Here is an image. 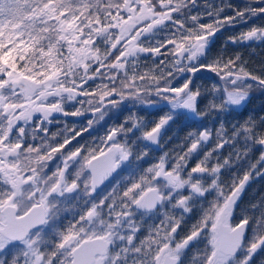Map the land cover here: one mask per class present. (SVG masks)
Wrapping results in <instances>:
<instances>
[{"label":"snow or ice","instance_id":"1","mask_svg":"<svg viewBox=\"0 0 264 264\" xmlns=\"http://www.w3.org/2000/svg\"><path fill=\"white\" fill-rule=\"evenodd\" d=\"M197 7L198 0H0V264H251L264 250V213L250 235L252 218L234 222L233 216L252 173L234 177L226 192L221 172L231 166L230 158L209 166L213 153L240 135L245 147L237 150V160L247 156L250 144L264 148V134H257L252 120L230 139L221 125L215 147L190 169L188 161L212 132L189 133V146L171 162L165 154L102 195L98 189L113 173L128 169L133 151L126 138L143 122L111 128L102 146L67 150L110 108L125 100L151 104L145 98L155 96L169 111L139 137L146 142L135 157L140 161L170 122L199 123L210 111L242 105L253 83L264 89V78L247 72L239 55L208 60L217 32L264 16V7L206 2L204 12L194 13ZM226 8L234 14L222 16ZM205 17L209 22H201ZM229 41L264 42V27ZM149 56L151 67L141 61ZM202 71L224 81L213 84L203 109L199 88H190ZM178 79L183 83L174 86ZM85 112L94 117L87 127L49 134L54 114ZM257 163H264V152ZM249 167L255 170L256 164ZM209 196L208 208L177 240L183 217ZM69 205L72 218L62 221ZM167 209L179 211L180 218ZM201 244L187 256L192 245Z\"/></svg>","mask_w":264,"mask_h":264},{"label":"trees","instance_id":"2","mask_svg":"<svg viewBox=\"0 0 264 264\" xmlns=\"http://www.w3.org/2000/svg\"><path fill=\"white\" fill-rule=\"evenodd\" d=\"M211 3L214 6H223L226 4H231L235 8L244 7L247 4H252L254 7H264V3H261L260 0H198V7L193 9V12H204V4ZM234 12L230 8H226L223 15H233ZM201 22L207 23L209 19L205 17ZM257 22L256 26L264 27V16L253 17L252 19L246 20V22H237L234 25H226L222 28L216 35L212 38V42L208 50V60H212L217 56H223L224 58L234 57L236 55L240 56L239 63L246 67V71L252 73L255 76L264 78V46L260 48L253 47L254 43H232L229 41V37L237 36L236 32L241 27H246V23ZM250 28H247V31ZM260 46V45H259ZM141 61L146 63L149 67L153 64L152 57H141ZM159 63V59L155 61ZM193 82L190 85V88L196 90L199 88L201 96L198 98V107L203 109L208 101L212 99L210 95L213 84L218 86H223L224 81L219 80V78L211 72L202 71L197 73L193 78ZM252 83L251 81H248ZM183 83L182 79L173 81L174 86H179ZM145 99L154 103V109H157L159 106L162 112L158 109V114L156 117H163L165 113L169 110L165 103L155 96L146 97ZM151 103V104H152ZM124 105V106H123ZM144 103H141L138 100H125L123 103L118 105L115 108H110L108 110V123H107V133L113 127H119V118L121 114L123 118L127 120V123L131 125V121L134 120L133 113L134 110L138 108H143ZM79 107V105H75ZM66 108L74 109L72 105H67ZM129 110V111H128ZM120 114L119 117L116 115ZM252 120L257 126V134H264V123H261L264 120V89L259 88L253 83L252 88L249 90V96L247 101L243 106H231L225 112L210 111L202 121L199 123H190L183 120H177L170 122L168 128L166 129L165 135L162 140L160 147H153L147 149L148 155L144 156L142 160L137 161L136 156L140 155L144 150H137L133 145H131L133 151V159L128 167V169L121 171L119 170L116 176L112 179V182L108 185L107 191L110 190V187L115 185L117 181H122L127 178L133 170L137 173L143 171L152 164H155L159 161L161 156L167 154L169 162H171L174 156L177 153H181L190 144L188 139L189 133L195 132L199 133L203 128H208L212 132V138L205 145L201 146L199 150V155H194L188 161V169L194 167L195 164L203 158L204 154L210 149L215 147V144L218 142L217 132L223 125L224 135L226 139H230L233 136L234 129L238 130L244 125L247 121ZM99 124V121H97ZM54 123L53 121L47 125L49 134L55 133L53 131ZM76 126L71 125L67 127H62L63 129L57 130L58 133L63 132L65 128L72 129ZM76 130V129H75ZM78 131V130H76ZM69 135L70 133H65ZM62 137V136H61ZM96 139L100 140V133L96 135ZM95 145V144H94ZM93 143L92 146L94 147ZM130 145V144H129ZM139 149L140 146H138ZM245 147L243 135H240L236 138L233 143L225 144L223 149H220L218 152L213 153V159L209 161V166L216 163L217 159L220 162H223L225 158H230L231 166L223 169L221 172V182L226 186L230 185L233 178L236 179L242 178L245 172L250 171L252 174L249 181L244 187V190L237 201L235 207L234 220L235 222L242 218L243 215H248L252 218L250 220L249 234H251L252 227L254 226L255 219L259 218L261 213H264V163H257L260 158L261 152L264 151V148L258 144H250L249 147L251 150L248 152L247 156H242L239 160L236 158L237 150L243 151ZM251 164H256V169L253 170L249 167ZM187 171V170H186ZM257 172L262 174L257 175ZM208 181H205L207 183ZM100 195V194H99ZM213 200V196H209L207 200L198 201L197 204L192 205V212L188 213L183 217L180 228L177 230L176 239L180 240L186 234L189 233L191 226L195 224L201 216L202 210L208 208L209 203ZM75 203V202H74ZM255 205L256 208L253 211L252 206ZM68 211L61 214V220L71 219L72 205L68 206ZM171 214L175 215L177 218H180V212L176 211L171 212L170 209H167ZM152 221H146V223H151ZM143 235V233H141ZM202 248L203 245H192L187 253V256H191L193 251L196 248ZM251 264H264V250L258 251L252 258Z\"/></svg>","mask_w":264,"mask_h":264},{"label":"flooded vegetation","instance_id":"3","mask_svg":"<svg viewBox=\"0 0 264 264\" xmlns=\"http://www.w3.org/2000/svg\"><path fill=\"white\" fill-rule=\"evenodd\" d=\"M67 111H72L74 109L66 108ZM117 117L120 114L116 115ZM93 114L91 112H85L83 116L74 117V116H64L62 114H54L52 117V121L54 123L53 131L58 133L57 130L63 129L62 127H69L74 124L75 129L80 131L82 128L87 127V123L89 120H93ZM99 124H97V120L93 123V126L89 128L87 131L81 133L80 136L76 137L75 140L68 146L67 150L71 151L74 150L76 147H80L81 145L85 147H94L102 146L101 141L107 135V123H108V111L104 115L103 119L98 120ZM100 133V140L96 139L97 133ZM70 135V134H69ZM63 137L58 136L57 140L62 141Z\"/></svg>","mask_w":264,"mask_h":264},{"label":"rangeland","instance_id":"4","mask_svg":"<svg viewBox=\"0 0 264 264\" xmlns=\"http://www.w3.org/2000/svg\"><path fill=\"white\" fill-rule=\"evenodd\" d=\"M246 24H247L246 27H241V28H239V29L237 30V32H236L237 36H238L241 32L245 31L247 28H251V27H253V26H256L257 22H253L252 24H250V22H247ZM244 43L248 44V43H250V42H244ZM251 43H254V46H253V47H258V48H260L262 45L264 46V42L256 41V42H251ZM259 45H260V46H259ZM244 69L246 70V67H244ZM174 81H175V80H174ZM246 101H247V100H246ZM246 101H245V102H246ZM245 102H244V103H245ZM244 103H243L242 105H240V106H243ZM154 105H155L154 103H152V104H145V103H144L143 108H141V110H140V108H138L137 110H134V113H133V118H134V120L142 121L144 127H142V128H141L140 130H138V131H134L133 133H129L126 139L128 140L130 146L133 145V147H135L137 150H141V151L144 150V144H145L146 142H145V141H142V140L139 139V137L142 136L143 131L150 130V128L154 126V123L159 121V117H156V115L158 114V111H157V110H158L160 107L157 106V109H154ZM66 106H67V105H66ZM123 106H124V105H123ZM161 109H162V108H161ZM161 109H159L160 112L163 111V110H161ZM166 110H169V109H166ZM128 111H129V110H128ZM167 113H168V112H166L165 114H167ZM93 119H94V118H93ZM127 120H128V119H127ZM127 120H125V119L123 118V115L121 114V116H120V118H119V125L124 124L125 128L131 127V125H129L128 123H125ZM97 121H98V120H97ZM94 122H95V121H94ZM167 128H168V126H166V129H167ZM166 129H165V132H166ZM120 139H121V142H123L125 138H124V137H121ZM162 140H163V139H162ZM161 144H162V141L160 142V144L158 145V147H160ZM138 146H140L141 149H139ZM153 147H154V146H153ZM155 147H157V146H155ZM263 152H264V151H263ZM111 182H112V180H111L107 185H105V186L100 190V192H99L98 194L102 195V194L106 193L107 190L109 189V188L107 189V187H108V185H109ZM113 186H114V185H113ZM110 189H111V187H110ZM184 194L186 195L187 192L185 191ZM195 204L198 205L197 202H196ZM234 213H235V210H234ZM234 213H233V216H234ZM234 222H235V220H234Z\"/></svg>","mask_w":264,"mask_h":264},{"label":"water","instance_id":"5","mask_svg":"<svg viewBox=\"0 0 264 264\" xmlns=\"http://www.w3.org/2000/svg\"><path fill=\"white\" fill-rule=\"evenodd\" d=\"M164 135H165V130H162V135H161V137H160V139H159V144H160V142L162 141ZM159 144H158V145H159ZM158 145L154 144V145H152V146H158ZM118 171H119V170H118ZM118 171H117V173H118ZM117 173H113V177H110V178H109V181H106V182H105V185H107V184H108V183H109V182H110V181L116 176ZM105 185H102L101 188L98 189V193L100 192V190H101ZM248 234H249V230H248Z\"/></svg>","mask_w":264,"mask_h":264}]
</instances>
